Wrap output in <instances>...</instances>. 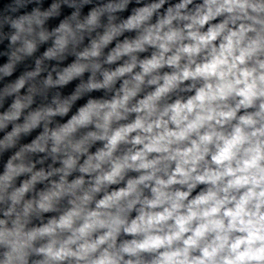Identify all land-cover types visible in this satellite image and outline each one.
Masks as SVG:
<instances>
[{
    "label": "clouds",
    "instance_id": "1",
    "mask_svg": "<svg viewBox=\"0 0 264 264\" xmlns=\"http://www.w3.org/2000/svg\"><path fill=\"white\" fill-rule=\"evenodd\" d=\"M0 59V264H264V0H3Z\"/></svg>",
    "mask_w": 264,
    "mask_h": 264
},
{
    "label": "water",
    "instance_id": "2",
    "mask_svg": "<svg viewBox=\"0 0 264 264\" xmlns=\"http://www.w3.org/2000/svg\"><path fill=\"white\" fill-rule=\"evenodd\" d=\"M3 3V0H0V4H2ZM3 62V60L2 59H0V63H2ZM68 90H70V89H68Z\"/></svg>",
    "mask_w": 264,
    "mask_h": 264
}]
</instances>
